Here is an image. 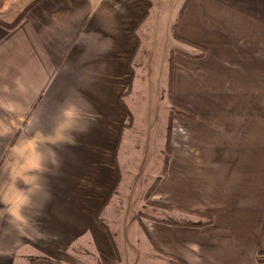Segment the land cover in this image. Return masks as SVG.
Segmentation results:
<instances>
[{
  "label": "crops",
  "instance_id": "obj_1",
  "mask_svg": "<svg viewBox=\"0 0 264 264\" xmlns=\"http://www.w3.org/2000/svg\"><path fill=\"white\" fill-rule=\"evenodd\" d=\"M170 1L37 0L14 28L0 23V264H141L140 241L163 264L166 255L258 264L264 0H181L182 12ZM163 21L171 39L158 56ZM174 35L205 54H173L169 95L190 117L172 119L167 173L151 197L178 222L213 220L144 221L120 260L95 216L120 181L119 151L130 149L119 146L133 82L146 86L140 100L151 67L169 70L173 49L200 51Z\"/></svg>",
  "mask_w": 264,
  "mask_h": 264
},
{
  "label": "rangeland",
  "instance_id": "obj_2",
  "mask_svg": "<svg viewBox=\"0 0 264 264\" xmlns=\"http://www.w3.org/2000/svg\"><path fill=\"white\" fill-rule=\"evenodd\" d=\"M26 2L28 1L0 0V16L5 17L6 23L11 22L23 10ZM170 2L174 5L175 9L177 7L179 10L182 8L183 4H181V0H171ZM157 24V35L160 36L158 40L161 48H158L159 56L160 50L162 52L166 51L165 47L171 39V35L167 26L168 24L164 21ZM181 43L180 46H183ZM148 60L151 61V59ZM156 70L155 67H151L153 78L149 75L151 74L150 71L144 70L148 73V76H145L144 79L147 77H151V79L150 85L148 83L147 91L144 94H140V100H138L139 94L137 92L145 90L146 86H136V84H142L144 81L136 82L137 80H135L133 82L134 85L128 97L131 100L128 102V105L133 113V117L130 115L129 119H127V125L125 126L127 128L123 130L120 136L121 143L119 146L121 148L123 143H130L128 144L130 145V149L123 152L124 154L121 152L122 149L119 151V157H122L119 160L120 181L114 188V197L111 199L106 197L105 206L102 209L100 208L95 216V218L98 216L107 226L109 225L110 238L113 239L116 248L119 250L120 260H123L124 253L127 255L128 240L138 239L140 227L143 228L144 221L147 223L149 220L159 221L162 219L169 222H178L168 216L171 215L175 218L171 211L165 210L166 207L168 208L166 204L151 197L157 186L164 180L163 167L165 163L164 159L167 156V147L165 149L164 145L167 127L169 124L172 127V119L176 115L173 114V110L180 107L172 101V96L169 95V79L166 80L168 85L164 83V78H170V70L161 71V73L160 70L156 73ZM159 84L162 86V89ZM147 114L148 119H145ZM143 123L147 125L145 131L148 138L145 132H143ZM155 131L158 132L156 138ZM154 138L156 142H153ZM107 204H110L109 207H107ZM147 244L140 241L142 259L140 263L163 264L158 258L148 256V250L145 252ZM132 252H130L131 256L134 253L136 255V252L133 250ZM259 258L258 264H264V254L259 255Z\"/></svg>",
  "mask_w": 264,
  "mask_h": 264
},
{
  "label": "trees",
  "instance_id": "obj_3",
  "mask_svg": "<svg viewBox=\"0 0 264 264\" xmlns=\"http://www.w3.org/2000/svg\"><path fill=\"white\" fill-rule=\"evenodd\" d=\"M37 2V0H32L29 4L26 5V7L23 8V10H21L18 15L9 23H4V22H0V23H3L7 28H14L20 21L21 19L24 17V15L27 13V11ZM185 6H182V9H181V12L182 10L184 9ZM175 36V35H174ZM176 37V36H175ZM177 38V37H176ZM180 42H183V43H186L188 45H191L197 49H199V53H190V52H183L182 50H177V49H173L169 55V58H168V63H169V70H170V78L169 81L171 80V74H172V64H173V54L174 52H180V53H183L189 57H192V58H200L204 55L205 53V49L203 47H197L196 45H194L193 43H190L186 40H183L181 38H177ZM173 114H180V115H183L185 117H190V112L188 110H186L185 108L183 107H179V109H175L173 110ZM170 134H171V124L168 125L167 127V133H166V141H165V149L167 147V156L165 157L164 159V170H163V179L165 178V175H166V172H167V167H168V160H169V157H170ZM161 182V181H160ZM190 212V211H188ZM194 215H197L199 216L200 218H202V220H200L199 222H174V221H171V222H168L170 224H176V225H187V226H203V225H206V224H210L212 223V218L210 216H207V215H204V214H199V213H193ZM99 215V214H98ZM96 220L99 221L102 225L103 222L100 220V218L97 216L96 217ZM159 221H162V222H166L165 220H159ZM105 226V225H104ZM113 243V242H112ZM261 254H264V251H259L257 253V256H256V259H257V262H259L260 258H259V255ZM167 258H169L168 260L170 261V264H186L185 261L183 260H180L176 257H173V256H170V255H166ZM31 263H47V264H60L58 262H52L50 260H46V259H39V260H36V259H33L31 260Z\"/></svg>",
  "mask_w": 264,
  "mask_h": 264
}]
</instances>
